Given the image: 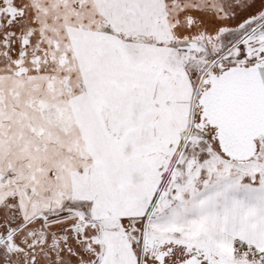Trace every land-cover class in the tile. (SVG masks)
<instances>
[{
    "label": "snow or ice",
    "instance_id": "snow-or-ice-1",
    "mask_svg": "<svg viewBox=\"0 0 264 264\" xmlns=\"http://www.w3.org/2000/svg\"><path fill=\"white\" fill-rule=\"evenodd\" d=\"M0 264H264V0H0Z\"/></svg>",
    "mask_w": 264,
    "mask_h": 264
}]
</instances>
